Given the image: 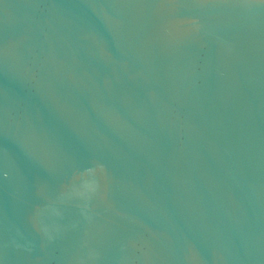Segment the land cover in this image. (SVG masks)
<instances>
[{"label":"water","instance_id":"1","mask_svg":"<svg viewBox=\"0 0 264 264\" xmlns=\"http://www.w3.org/2000/svg\"><path fill=\"white\" fill-rule=\"evenodd\" d=\"M0 264H264V0H0Z\"/></svg>","mask_w":264,"mask_h":264},{"label":"clouds","instance_id":"2","mask_svg":"<svg viewBox=\"0 0 264 264\" xmlns=\"http://www.w3.org/2000/svg\"><path fill=\"white\" fill-rule=\"evenodd\" d=\"M103 169V166H99ZM99 180L96 178V169L88 168L79 173L75 178L70 191L64 194L63 198L71 199L73 197H79L85 200H90L99 190ZM52 212L55 215H59V210L52 207ZM47 230V229H45Z\"/></svg>","mask_w":264,"mask_h":264}]
</instances>
